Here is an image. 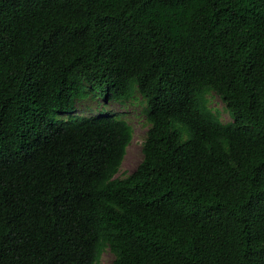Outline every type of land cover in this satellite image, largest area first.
<instances>
[{"label": "trees", "instance_id": "trees-1", "mask_svg": "<svg viewBox=\"0 0 264 264\" xmlns=\"http://www.w3.org/2000/svg\"><path fill=\"white\" fill-rule=\"evenodd\" d=\"M87 87L146 104L123 179L125 120H60ZM106 249L114 264H264V0H0V264Z\"/></svg>", "mask_w": 264, "mask_h": 264}, {"label": "rangeland", "instance_id": "rangeland-1", "mask_svg": "<svg viewBox=\"0 0 264 264\" xmlns=\"http://www.w3.org/2000/svg\"><path fill=\"white\" fill-rule=\"evenodd\" d=\"M84 99L77 101V111L75 116L62 115L60 120L68 121L79 117H101L117 116L125 120L132 128V141L127 148V152L117 178L123 179L131 175L143 160L142 147L150 128L144 115L146 104L143 98L136 93L134 98L129 101L117 102L110 100L108 89L104 87L86 88ZM210 108L218 114L224 124L233 122L232 118L225 109V105L220 97L215 93L208 95ZM115 256L106 249L99 264H114Z\"/></svg>", "mask_w": 264, "mask_h": 264}]
</instances>
